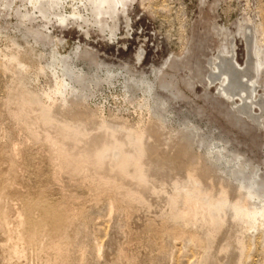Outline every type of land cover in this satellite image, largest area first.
Returning a JSON list of instances; mask_svg holds the SVG:
<instances>
[{
  "label": "rangeland",
  "instance_id": "rangeland-1",
  "mask_svg": "<svg viewBox=\"0 0 264 264\" xmlns=\"http://www.w3.org/2000/svg\"><path fill=\"white\" fill-rule=\"evenodd\" d=\"M115 17L79 27L51 16L49 24L24 0H0V264H46L47 244L66 238L64 264H234L219 252L225 235L202 248L185 241L181 228L170 236L172 227H159L189 170L216 185L255 182L264 194V0H128ZM54 68L59 78L65 74L67 106L55 95ZM16 90L45 102L53 95L56 126H41L38 105L18 108ZM99 116L119 131L139 119L159 121V135L145 142L143 180L132 169L125 180L109 162L100 170L80 160L68 141L84 170L77 175L45 140L67 121L82 124L87 139L98 135ZM125 187L136 194L130 200ZM111 195L120 201L112 212ZM18 230L30 240L19 260L4 242ZM259 230L245 234L243 264H264ZM229 241L238 253L236 234Z\"/></svg>",
  "mask_w": 264,
  "mask_h": 264
},
{
  "label": "bare ground",
  "instance_id": "bare-ground-1",
  "mask_svg": "<svg viewBox=\"0 0 264 264\" xmlns=\"http://www.w3.org/2000/svg\"><path fill=\"white\" fill-rule=\"evenodd\" d=\"M24 1L26 4H28V6H30V10L32 11V15L36 11V13H38L39 16L41 15L42 18L46 19L49 24L51 22L50 17L53 16L54 18L57 19V22H59L61 24H70V23L77 24L78 23L79 27H81V25H80L81 23L86 24V23L94 22L95 24H102V22H105L106 19L114 18L115 15L118 13V11L119 12L124 11L128 0H24ZM129 1H131V0H129ZM67 7L69 8V11L64 10ZM28 15H29V12H26L25 16L27 17ZM114 19H116V17ZM96 27H98V26H96ZM99 30H100V28H99ZM52 66L55 67V65H52ZM237 67L239 68V66H237ZM41 70H43V69H41ZM52 72H53V77L55 78V83H56L55 95H60V98L62 100L61 103H64L67 106V103H69V101L67 100V97L65 96V91L63 88L65 85V79H64L65 74H63L62 79H61L58 76H56L55 68L52 70ZM225 94H226V96H230L227 93H225ZM13 95L14 96L11 100L15 101L16 103L20 102L18 108H20V105H22V106L25 105V107H26L28 105L30 106V105L35 104V106L36 105L39 106L40 115L38 116V114H37V116H38L37 119H38L39 123H41V126L43 125V126H50L51 127V126H54L58 122V120L55 121L56 119H53V117L51 115V111H52V109H54L53 107H54V103L56 101V99H55V97H53V95L47 94L45 96V98L47 99L46 102L43 101L42 98L37 97L33 94H30L26 91L24 92L23 90H16ZM228 98H230V97H228ZM73 103L71 102V104H73ZM80 105H82L81 102H80ZM145 107H146V109H148L149 103L145 104ZM26 108L28 109L29 107H26ZM29 109H31V108H29ZM33 109H35V108H33ZM19 110H21V109H19ZM16 112H19V111L17 110ZM71 113H72V111H71ZM19 115L17 117H19ZM77 115H78V113H77ZM77 115H75V116H77ZM29 117H30V115L28 114V119H29ZM21 118H23V117H21ZM96 121H98L97 123H98V127H99V130L101 131V133H99L98 135H95L91 138H88V139L86 138L87 134H86L85 129L82 128V126H81L82 124L76 125L73 122H69V121L65 122L64 121L65 123L63 122L64 124L62 126H60V128L57 130L58 131L57 134H55V136H49V135L47 137L45 136V140L54 147L57 157H59L61 160L65 159V162L67 160L70 164V167L73 166L76 169L75 171L77 172V175L80 174V172H82L84 170L78 169V166L76 164V159L74 157H72L74 154L71 155L69 153L70 152L69 148L68 149L66 148V143L68 141H70L69 143L73 142L74 148H78L77 156L79 157L80 160H82V161L87 160L88 163L93 164L94 166L98 167L100 170L104 166L107 165V162H109L111 164L110 167L112 169L114 168V170H116V172H118L116 174H118V176H120V178L125 177L126 175L127 176L130 175L131 180H132V176H131V174H129V170L130 171L133 170L134 175L139 177V179L143 180V178H144V176H143L144 175L143 162L145 161V160H143V158L145 156V153L147 152L145 149L146 148L145 142L147 140L150 141L149 138L156 137L157 135H159V132H160L159 131L160 126H158L159 121H157V123H158L157 124L153 120H152L153 122L152 121L151 122H145L144 120L139 119L138 123L134 126V128L126 126L125 124H123L122 126H120L121 129L123 131H125L123 133H122V130L119 131L118 129L112 128L111 125H109V123H107L106 119H104L101 116H99ZM27 122L23 123V125L26 126V128L28 129V131L30 133L29 136L34 140L37 139L39 136L37 133V130H33ZM33 122H34V120H33ZM77 122H79V121L77 120ZM91 122H93V121H91ZM30 123L32 124V122H30ZM35 124H36V122L33 125H35ZM37 126H38V122H37ZM40 128L38 130H40ZM53 132H55V131H53ZM53 132H51V133H53ZM70 145H72V144H70ZM148 146H147V148H148ZM152 150H154V149H152ZM61 151H63V154ZM149 151H150V148H149ZM151 154H153V153H151ZM152 158H150V159H152ZM194 158H196V157H194ZM159 159L160 158H158V161H159ZM162 159H160V160H162ZM146 160H148V159H146ZM68 162H67V164H68ZM150 162H152V161L150 160ZM155 162H154L153 168L155 166ZM77 163H79V162H77ZM190 163H192V162H190ZM193 163H194V160H193ZM152 164H149V165H152ZM164 165H165V163H163V166ZM65 166H67V165H65ZM82 166H83V164H82ZM68 167H69V165H68ZM98 168L97 169L95 168V169L98 170ZM212 169H214V168H212ZM199 170H200V168H199ZM206 170H207V168H206ZM104 171H103V174H104ZM195 172L196 171H190L189 170L185 174V177H184L181 185L178 183L175 184V188L173 189V192L170 195V199H168V200H170V203L168 204L169 205L168 211H167L168 214L165 213V214H167V216L162 217L163 219L161 218L162 222H161V225L159 227L160 230H164L165 228H168L170 226V227H172V231L170 230L166 233L168 235L172 236L173 231H176L177 229L181 228V229H183L182 230V237L186 239L185 241H187L188 243H192V244L193 243L198 244L202 248H204L206 246L211 247L220 235H225V237H226L225 239L227 240V242H226V244H224L223 246L220 247V250H219L220 254H223L225 257H230V259L233 260L234 264H243V262L247 256V254H246V242H245L246 232H252V233L259 234V232H260L259 227L264 228V224L263 225L259 224L260 220H264V194L260 197L258 195V193L255 192L256 190L254 191V185H256L255 182H253L252 184H250V183L245 184L246 182L245 183L242 182V185L240 184L241 186H237V185L235 186L230 182L227 184H223V183L219 184L218 183L219 185H216L213 182H211L210 181L211 178L207 177V175H204V173H203L204 176H202L200 178V177H197V175L199 176V174H196ZM100 173H102V172H100ZM98 174L99 173H97L96 175H98ZM114 174H115V172H114ZM114 174H113V178H114ZM233 174H235V173H233ZM99 175L101 176L102 174H99ZM152 175H153V173H152ZM107 176H109V175L107 174ZM200 176H201V174H200ZM154 177H155V175H154ZM113 178H109V179H113ZM147 178H148V176H147ZM104 179H106V178H104ZM124 179L126 180V177ZM139 179H138V181H139ZM116 181H115V179H113L114 184L117 186L116 188H119L122 185V183L117 184ZM145 181H147V180H145ZM110 182H112V180ZM122 182H123V180H122ZM104 183H103V185H104ZM142 184H144V183H142ZM125 189H127V190H125L124 193L126 194V197H128L130 200V197H132L135 194V192L128 189V187L127 188L125 187ZM113 190L114 189H112V191ZM112 191L110 192V194L112 193ZM119 191H121V190H119ZM136 191H137V189H136ZM113 193H114V191H113ZM136 193H138V191ZM123 194L122 195L119 194V195L123 196ZM140 194L141 193H139V195ZM115 195L118 196L117 193ZM113 196H114V194H113ZM113 196L111 195V198H113V199H111V200L109 199L110 201H108L109 202L108 208H109L110 212H112L113 209H115V208L118 209L120 206V204H119L120 201H118L116 199V197L114 199ZM120 196H118V197H120ZM256 196H259V198L256 199V200H258L257 202L254 201ZM123 198H124V196H123ZM123 198H122V200H123ZM124 203L126 204L127 202L124 201ZM140 203H143V202L140 201L139 204ZM129 204H130V202H129ZM129 204H127V205H129ZM129 208H130V206H129ZM162 216H163V214H162ZM232 233L236 234V240H237V244L239 246V248H238L239 251H238V253H235V254H233V244L230 243V241H229L230 234H232ZM251 237L254 239L255 236L252 235ZM29 241L27 239H25L24 234L21 230H18L14 234V236H6L4 238V242H6L8 244V248H10L13 258H16L17 260L21 259L22 257H24L27 254V251H28L27 243ZM34 241H36V239ZM68 244H69V239H67V238L62 240V241L56 242V243H48L47 244L48 245V250H47L48 252H46L47 253L46 254L47 255L46 264H64V263H66L65 261H67ZM30 247H31V245H30ZM69 247H70V245H69ZM38 251H40V250H38ZM80 251H82V250H80ZM93 251H95L96 255H99V253H100V249L98 247H95ZM80 254H81V252H80ZM16 259H14V260H16ZM68 261H70V260H68ZM202 264H206V263L204 262Z\"/></svg>",
  "mask_w": 264,
  "mask_h": 264
}]
</instances>
